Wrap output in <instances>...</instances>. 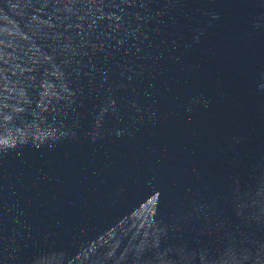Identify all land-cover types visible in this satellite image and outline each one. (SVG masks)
Returning <instances> with one entry per match:
<instances>
[{"label":"water","instance_id":"obj_1","mask_svg":"<svg viewBox=\"0 0 264 264\" xmlns=\"http://www.w3.org/2000/svg\"><path fill=\"white\" fill-rule=\"evenodd\" d=\"M0 264H264V0H0Z\"/></svg>","mask_w":264,"mask_h":264}]
</instances>
